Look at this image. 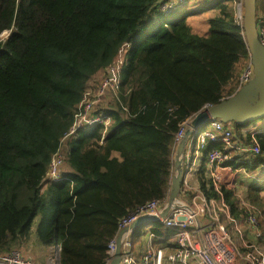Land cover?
Here are the masks:
<instances>
[{
	"label": "trees",
	"instance_id": "1",
	"mask_svg": "<svg viewBox=\"0 0 264 264\" xmlns=\"http://www.w3.org/2000/svg\"><path fill=\"white\" fill-rule=\"evenodd\" d=\"M166 1L0 0V253L24 246L35 227L38 243L61 247L59 264H106L119 220L170 195L181 125L241 88L237 70L250 54L233 0L216 1L219 13L206 35L194 33L188 21L196 10L179 15L185 3L164 13ZM263 21L264 0H257L258 26ZM126 44L121 88L96 107L106 124L71 135L62 181L51 182V162L76 122L89 82ZM257 122L261 128L245 138L243 129ZM233 126L235 141L257 143L260 153L228 165L258 173L264 118ZM213 149L224 144L207 146L198 172L209 198L218 196L205 174ZM222 192L238 217L234 192ZM263 193L264 178L250 183L248 196L261 207L262 224ZM150 225L134 231L137 247L143 249L149 231L157 245L172 250L163 237L174 231Z\"/></svg>",
	"mask_w": 264,
	"mask_h": 264
},
{
	"label": "built area",
	"instance_id": "2",
	"mask_svg": "<svg viewBox=\"0 0 264 264\" xmlns=\"http://www.w3.org/2000/svg\"><path fill=\"white\" fill-rule=\"evenodd\" d=\"M187 0H167L161 6V11L171 13L180 8ZM224 1V0H214ZM240 6L243 0H234ZM238 16V15H237ZM243 20L242 16L237 17ZM259 40L264 46V25L258 27ZM126 44L119 52L118 57L107 69L108 75L102 81L96 94L89 92L85 94L84 100L78 108L76 122L69 134L74 135L85 127H94L98 124H106V116L96 114V107L101 105L111 95H117L122 83V70L126 61V54L123 55ZM254 74L251 61L244 68L238 82L239 87L248 83ZM192 120L185 121L180 130L175 134V152L188 130H193ZM208 125L210 127L208 128ZM232 125V124H231ZM233 128L227 127L221 120H212L190 136L182 155L183 161V182L181 189L168 214L162 216L168 206L169 196L163 200H153L137 207L136 210L121 218L118 223L117 234L111 239L107 247L106 264H110L115 257L117 240L121 235V256L119 264H264V253L256 246H250V250L242 252L235 244L231 229L241 234L240 225L232 215L231 208L225 200L221 186L224 184L222 172L232 171L229 161L240 158L243 161L245 155L260 153L257 143L244 146L241 142L235 141ZM220 140V141H219ZM214 141L224 144V149H213L206 158L205 174L210 175L217 197L209 198L202 190L198 180V170L201 168L204 150ZM60 153V152H59ZM59 153L55 154L51 162L47 177L51 182H61V169L65 157ZM244 170V168H239ZM237 171V172H238ZM218 177V180H215ZM218 183H220L218 185ZM225 186V185H223ZM227 188V187H226ZM231 190L230 188H228ZM232 191V190H231ZM142 217H156L164 227L172 229L174 233L164 239L174 244L172 250H168L155 242V234L147 233L143 249H139L134 242L131 229L133 223ZM247 220L254 229L257 239L262 238L258 230L257 216L249 212ZM58 253V258L50 259L53 264H59L61 247L53 246V252ZM52 252V254H53ZM0 264H35L32 258L28 257L22 247L15 248L10 253H0Z\"/></svg>",
	"mask_w": 264,
	"mask_h": 264
},
{
	"label": "water",
	"instance_id": "3",
	"mask_svg": "<svg viewBox=\"0 0 264 264\" xmlns=\"http://www.w3.org/2000/svg\"><path fill=\"white\" fill-rule=\"evenodd\" d=\"M244 14L243 33L249 49L250 61L254 74L252 79L243 85L236 94L211 104L199 112L192 120L193 130H188L177 146L174 159L176 175L172 178V187L168 206L162 216H166L177 198L183 182L182 155L186 144L195 130L200 129L212 120H221L225 124L245 125L264 118V46L259 40L257 22V0H243ZM156 217H142L132 224L131 229L158 222ZM121 256V235L117 240V250L110 264H119Z\"/></svg>",
	"mask_w": 264,
	"mask_h": 264
},
{
	"label": "rangeland",
	"instance_id": "4",
	"mask_svg": "<svg viewBox=\"0 0 264 264\" xmlns=\"http://www.w3.org/2000/svg\"><path fill=\"white\" fill-rule=\"evenodd\" d=\"M216 1L214 0H187L186 4L180 9L179 15L183 14H188L191 11L196 10L198 13L195 15H190L188 17V21L190 25L192 26L193 32L197 33L199 35H206L208 33L209 27H210V19L218 15L219 13V8L215 6ZM234 3V4H233ZM232 5L235 7V13H236V18L238 16H242L243 18V12H244V5L240 6L238 2L236 3L233 0ZM175 14H166L164 15L166 19H172ZM238 15V16H237ZM242 20L240 21V23ZM8 33L5 32L2 34V38H6ZM126 54V50H124L123 55ZM241 67H238L237 70V78L236 81H238L241 73L244 70V62L241 63ZM108 75V70L102 71L100 74H98L96 77H94L88 85L87 91L90 93L91 96L96 94L99 86L101 85L102 81L107 77ZM227 93V89L225 91ZM110 100V99H109ZM112 102V101H111ZM231 127V125H228ZM233 126V124H232ZM262 126V122H257L256 126H247L243 129L242 135L246 138V135L250 132H255L258 131ZM210 125H208V128ZM234 130V126H233ZM235 131V130H234ZM235 134V132H234ZM71 137L73 136H68L64 139L63 141V147L60 151L61 156H65L66 153V147L69 143V141L72 139ZM235 137H238L235 135ZM239 141V140H236ZM240 142V141H239ZM238 160V159H237ZM232 171H225L222 172V179L223 182L227 188H230L234 192V196L237 199V204H238V217H236L240 229H241V234L237 233L235 229H231V235L232 238L237 245V247L244 253L250 250V246H256L262 253H264V224L261 223L263 217H262V212H261V207L258 204L252 203L251 200L249 199V194H248V188L250 186V183H253L257 181L259 178L263 179L264 178V167L259 169L258 173H252L250 171H244V170H239L237 168L231 167ZM64 171L66 167L62 168ZM199 168V172H200ZM238 171V172H237ZM176 175V172L173 173V177ZM172 177V178H173ZM208 178H210V175H207ZM215 180H218V177H215ZM220 183H218L219 185ZM261 197H264V193L261 194ZM252 212L257 216L258 220V230L262 233V238L257 239L255 236L254 229L251 227V225L248 223L247 220V213ZM38 221L36 222L37 225ZM154 224V223H152ZM150 225V224H148ZM149 227H152L150 225ZM149 227H146L145 229L148 230ZM28 244V243H27ZM30 247H29V246ZM28 245H24L25 247L32 248L31 242ZM38 246H42L40 243L37 242ZM54 247L56 245H53ZM42 250L44 252V246H42ZM53 258L57 259L58 258V253L56 251L53 252L52 254Z\"/></svg>",
	"mask_w": 264,
	"mask_h": 264
},
{
	"label": "crops",
	"instance_id": "5",
	"mask_svg": "<svg viewBox=\"0 0 264 264\" xmlns=\"http://www.w3.org/2000/svg\"><path fill=\"white\" fill-rule=\"evenodd\" d=\"M221 187H226V186L222 185ZM34 231H35V227L33 229V234L31 238L27 242L28 244L31 242L32 248H29L30 246L27 243L25 245H28L29 247L22 246V248L26 252L27 256L32 258L35 264H53V261L50 260L52 258L53 246L44 247L46 251L44 252L42 250L43 248H41L42 246L40 247L37 245V239Z\"/></svg>",
	"mask_w": 264,
	"mask_h": 264
},
{
	"label": "bare ground",
	"instance_id": "6",
	"mask_svg": "<svg viewBox=\"0 0 264 264\" xmlns=\"http://www.w3.org/2000/svg\"><path fill=\"white\" fill-rule=\"evenodd\" d=\"M243 14H244V12H243ZM263 25H264V24H263ZM260 26H262V25H260ZM253 70H254V69H253ZM205 109H206V108H205ZM205 109H204V110H205ZM228 125H229V124H226L227 127H229ZM230 128H232V127H230ZM234 140H235V139H234ZM219 141H220V140H219ZM219 141H214V142H215V143H218ZM244 146H246V145H244ZM205 150H206V149H205ZM175 153H176V152H175ZM174 159H175V155H174ZM174 171H175V170H174ZM175 172H176V171H175ZM221 188H222V187H221Z\"/></svg>",
	"mask_w": 264,
	"mask_h": 264
}]
</instances>
